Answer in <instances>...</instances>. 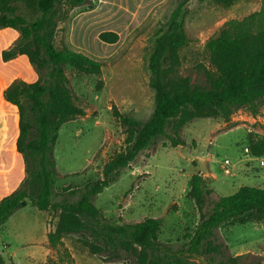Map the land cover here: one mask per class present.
I'll return each mask as SVG.
<instances>
[{"label": "rangeland", "instance_id": "obj_1", "mask_svg": "<svg viewBox=\"0 0 264 264\" xmlns=\"http://www.w3.org/2000/svg\"><path fill=\"white\" fill-rule=\"evenodd\" d=\"M262 0H191L182 17L189 38L179 52L177 74L192 84L209 88L210 64L207 42L230 20H242L259 11ZM173 0H90L72 8L60 5L53 43L67 47L102 64L99 75H84L71 67L65 72L75 103L84 115L62 125L54 146V202L73 201L71 192L88 181L102 178L104 164L125 146L126 131L117 115L126 114L145 122L154 110V91L149 86V58L155 36L167 24ZM18 13L34 21V6L16 4ZM102 32H115L118 41H102ZM20 40V31L0 27V54ZM0 85L33 83L42 74L23 55L4 62L0 55ZM2 77V78H1ZM7 77V78H4ZM3 89H0V94ZM7 138L0 146V197L19 190L27 177L24 160L16 151L17 108L4 98ZM1 111V110H0ZM3 127L0 117V139ZM249 135H264V99L236 110L229 119L198 118L179 131L171 127L142 151L130 166L93 203L106 219L119 224L138 223L147 218L162 220L159 241L174 251L187 247L188 234L199 223L200 214L189 196L192 177L201 176L211 191L205 209L219 197L241 187L264 188V155L248 151ZM171 139L178 144L174 146ZM225 159L230 167H223ZM228 171V172H227ZM59 211H40L29 200L0 228V254L5 264H45L56 258L47 236L54 231ZM216 252H202L191 260L202 264H264V219L233 220L216 230ZM79 234L63 238L72 264H140L136 254H94ZM186 256H189L187 253Z\"/></svg>", "mask_w": 264, "mask_h": 264}, {"label": "trees", "instance_id": "obj_2", "mask_svg": "<svg viewBox=\"0 0 264 264\" xmlns=\"http://www.w3.org/2000/svg\"><path fill=\"white\" fill-rule=\"evenodd\" d=\"M174 9L167 24L155 36L149 58V86L154 91V110L147 121L131 115H117L126 131L124 148L115 152L104 164L102 178L88 181L73 190V201L54 202V146L62 125L84 110L75 103L65 68L71 67L84 75H99L102 64L83 53L67 47L57 49L53 43L60 5L75 8L90 0H0V27L20 31L19 42L2 52L4 62L18 55L25 56L42 74V80L16 82L4 91V99L18 111L16 151L22 155L27 177L23 186L0 201V228L27 200L40 211H59L54 231L47 236L56 258L45 264H72L67 249H61L63 238L79 234L81 241L97 255L118 256L120 252L136 254L140 264H202V252H216V230L233 220L242 223L264 219V188L241 187L235 193L219 197L210 209H205L211 191L198 174L192 177L189 196L200 214L199 223L188 234L185 249L174 251L159 241L162 220L147 218L138 223L119 224L104 217L93 198L111 186L121 171L137 156L164 136L169 127L179 131L198 118L229 119L244 106L264 99V0L259 11L242 20H230L207 48L214 71L209 76V88L192 84L189 77L177 74L179 52L188 45L182 17L191 0H173ZM34 6L38 16L28 21L18 13L16 4ZM99 38L113 44L115 32H102ZM172 143H178L171 139ZM248 151L256 158L264 155V135H249ZM189 256H186V254ZM231 264H237L231 259ZM0 264H5L0 254Z\"/></svg>", "mask_w": 264, "mask_h": 264}, {"label": "crops", "instance_id": "obj_3", "mask_svg": "<svg viewBox=\"0 0 264 264\" xmlns=\"http://www.w3.org/2000/svg\"><path fill=\"white\" fill-rule=\"evenodd\" d=\"M25 4V3H23ZM27 5V4H26ZM2 55V51H1V54ZM17 57V56H16ZM1 76V75H0ZM2 78V77H1ZM4 78H7V77H4ZM3 89V92L0 94V102L2 103V100L4 98V91L7 89V87L3 88V85H0V89ZM0 117H1V120H2V127H3V131H2V135H1V139H0V146L3 145L4 143V140L7 138V124H6V113L4 112L3 108H2V104L0 106ZM18 112V111H17ZM6 196H3V197H0V201Z\"/></svg>", "mask_w": 264, "mask_h": 264}, {"label": "built area", "instance_id": "obj_4", "mask_svg": "<svg viewBox=\"0 0 264 264\" xmlns=\"http://www.w3.org/2000/svg\"><path fill=\"white\" fill-rule=\"evenodd\" d=\"M223 167L228 168L230 167V161L228 159H225L224 162H223ZM228 172V171H227Z\"/></svg>", "mask_w": 264, "mask_h": 264}]
</instances>
